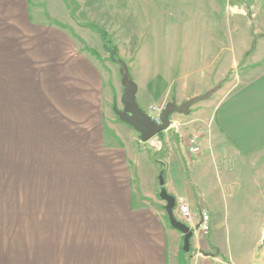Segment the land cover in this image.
<instances>
[{
    "label": "crops",
    "instance_id": "obj_1",
    "mask_svg": "<svg viewBox=\"0 0 264 264\" xmlns=\"http://www.w3.org/2000/svg\"><path fill=\"white\" fill-rule=\"evenodd\" d=\"M74 1L0 0V264H264V247L255 250L264 240V58L236 90H213L181 128L173 120L144 142L116 114L120 65L101 30L148 97L160 99L208 95L248 48L233 65L217 44L204 45L205 59L138 68L144 30L130 11L111 0ZM72 78L85 86L76 112L95 115L88 139L99 147L82 161L78 186L71 185ZM139 93L140 86L142 106ZM190 133L199 137L196 155ZM161 173L176 204L190 209L188 252L160 197ZM203 209L207 235L198 228Z\"/></svg>",
    "mask_w": 264,
    "mask_h": 264
},
{
    "label": "rangeland",
    "instance_id": "obj_2",
    "mask_svg": "<svg viewBox=\"0 0 264 264\" xmlns=\"http://www.w3.org/2000/svg\"><path fill=\"white\" fill-rule=\"evenodd\" d=\"M71 2L74 5L75 1L71 0ZM111 2L115 6L114 8L120 11V13L130 11V13H126L125 15H129L132 18L131 20L135 24V27H142L144 30V48L142 47V50L135 59L138 68L152 64H154V68H168L171 66V61L174 63L176 59L192 60L198 55L199 58L205 59L207 52L204 51V45L206 49L210 47L209 49L213 51L217 44L225 51V54L229 53L230 50L232 55L231 63L233 65L236 62L235 60L238 59L237 54H240L242 51H245L244 49L248 48L241 61L237 62L236 67L226 77V81L218 83L208 95L206 92L201 96L189 98L177 96L178 93H175L174 89V97L172 92H167L168 97L166 99H160L157 95L148 97L147 91L145 90L146 83L143 81H135V78L139 77L132 74L128 60L121 57L120 54V59L124 61L123 65L111 59L120 65V82L122 81L121 87L118 88L120 94L125 91L128 81L135 82L138 87L140 86L139 97L143 107L138 102L139 105L144 111L154 117H158L159 110H163L170 101L181 104L194 98V102L187 114L204 109L203 104L200 102L210 97L214 93L213 90L223 88V96L236 90L242 85L244 76L256 64L255 62L264 58V0H201L194 3L159 1L145 5L140 1L131 2L129 0H111ZM101 3H105V1ZM147 16H151V18L149 19ZM148 28L149 33L145 31ZM154 28L159 29V32L158 30L155 31ZM191 29H193V32H191ZM206 44H211V46ZM201 84V86L205 85L204 82ZM150 85L154 88L158 83H151ZM83 87L85 86L80 81L78 82L76 79L72 80V186L80 185L79 175L82 174L80 173V165L82 161L83 163L85 162V156L94 155L99 149L92 140L90 142L88 139L89 129L94 124L93 119L95 115L91 119L85 120L88 116L87 114L76 112L80 110L78 109L79 105L86 102L88 98L86 96V90ZM145 99L147 101L149 100V104L144 103ZM219 100L220 96L214 99L216 103ZM116 109H123V104L120 101L117 103ZM187 114L174 113L170 116V119L172 121L176 120V125H180L181 128V125L186 123L184 121V115ZM207 120L210 119L204 117L200 121L205 124ZM193 136L196 135L190 133V138ZM150 152L152 156H156L157 158L161 155L158 149H151ZM186 224L189 225V222L187 221ZM262 227L264 228V226ZM263 247L264 240L255 250L260 252ZM182 255H186V252H182Z\"/></svg>",
    "mask_w": 264,
    "mask_h": 264
},
{
    "label": "water",
    "instance_id": "obj_3",
    "mask_svg": "<svg viewBox=\"0 0 264 264\" xmlns=\"http://www.w3.org/2000/svg\"><path fill=\"white\" fill-rule=\"evenodd\" d=\"M137 92L138 85L135 82L128 81L127 87L121 97L123 109H116V114L121 121L134 127V129L140 134L141 140L144 142L149 141L160 132L168 129L172 124V120L170 119L172 114H187L194 102V98L181 104H177L175 101H170L159 114V120L156 121L139 105L137 101ZM159 180L161 185L160 197L162 200L166 201L165 209L168 213L170 224L184 234L183 249L189 251L194 230L175 216L174 208L176 206V198L168 193L164 185L165 180L163 173L160 174Z\"/></svg>",
    "mask_w": 264,
    "mask_h": 264
},
{
    "label": "built area",
    "instance_id": "obj_4",
    "mask_svg": "<svg viewBox=\"0 0 264 264\" xmlns=\"http://www.w3.org/2000/svg\"><path fill=\"white\" fill-rule=\"evenodd\" d=\"M163 110H159L160 114ZM152 116V115H151ZM154 120L158 121V117L152 116ZM189 150L192 154H198L200 153L201 146H200V141L198 136H193L190 138L189 142ZM175 215L177 216L178 219L184 221L186 218L190 217V209L188 205L183 201L180 200L177 202L176 207H175ZM179 216V217H178ZM198 228L205 234L207 235L211 229L210 225V215L206 209H203L200 214V221L198 224Z\"/></svg>",
    "mask_w": 264,
    "mask_h": 264
},
{
    "label": "trees",
    "instance_id": "obj_5",
    "mask_svg": "<svg viewBox=\"0 0 264 264\" xmlns=\"http://www.w3.org/2000/svg\"><path fill=\"white\" fill-rule=\"evenodd\" d=\"M102 31V36L104 40V46L107 52L110 53V57L112 60L117 61L121 63L122 65L124 64V61H122L119 57V50L117 47L113 45L112 40L109 38L108 33L104 30ZM197 100V99H196Z\"/></svg>",
    "mask_w": 264,
    "mask_h": 264
}]
</instances>
